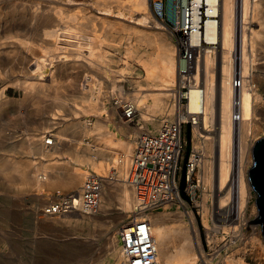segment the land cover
Listing matches in <instances>:
<instances>
[{"label": "bare ground", "instance_id": "6f19581e", "mask_svg": "<svg viewBox=\"0 0 264 264\" xmlns=\"http://www.w3.org/2000/svg\"><path fill=\"white\" fill-rule=\"evenodd\" d=\"M155 1L0 0V53L9 58L18 49L32 50L37 42L43 51L32 67L27 52L22 63L21 93L36 108L31 113L35 135L11 144L0 124V149L34 152L43 161L22 165L1 151L0 180L15 196L23 198L31 192L46 204L37 217L44 228L54 227L58 220L91 225L88 243L94 246V240L103 237L105 245L104 250L95 249L91 258L95 264H104L103 257L107 264H126L115 228L144 218L159 264H211L199 224L212 255L219 247L232 250L222 264H250L252 256L264 264L262 217L257 202L250 205L253 147L264 137V0H173L181 8L175 29L155 16ZM185 21L190 23L187 37L180 42L176 30ZM140 45L152 50H140ZM181 58L186 59L185 71L180 68ZM134 66L140 80L126 95L119 83L128 79ZM70 69L85 76L79 78L82 86L54 83L56 70L60 77ZM7 73L15 74L12 69ZM96 76L106 82L97 92ZM107 94L117 98L109 109L102 103ZM5 104L0 98V111ZM128 109L130 117H126ZM134 113L140 124L135 130L138 142L120 145L108 126L120 130L124 123L116 121L117 116L129 121ZM89 116L95 117L92 126L83 119ZM58 117L61 123L55 122ZM165 122L192 126L191 159L202 172L199 185L189 191L195 195V189L201 188L200 223L180 192L175 211H168V203L159 204L162 210L147 209L127 182L139 143L161 134ZM54 124L59 125L56 132L49 129ZM93 134L103 135L104 149L84 144V138ZM116 146L121 151L116 152ZM61 151L69 154V160L56 155ZM191 174L190 170V178ZM89 177L102 184L96 210L74 207ZM57 181L73 192L43 198L44 187L52 188ZM55 203H67L68 209L49 211Z\"/></svg>", "mask_w": 264, "mask_h": 264}, {"label": "rangeland", "instance_id": "374dc122", "mask_svg": "<svg viewBox=\"0 0 264 264\" xmlns=\"http://www.w3.org/2000/svg\"><path fill=\"white\" fill-rule=\"evenodd\" d=\"M87 3L88 1L86 4ZM72 6L74 7L75 5ZM64 7L69 8L70 6L66 5ZM1 30L2 26L0 25V31ZM139 48L140 50H146L149 52L152 50L150 46L145 45H140ZM26 52L30 55V58H28L29 62L27 63L32 67L35 63V59L40 56L43 51L40 49V43L37 42L32 50ZM26 52L18 49L12 53L9 58H7L4 53H0V98L6 101L4 108L0 111V124L2 125L3 136L8 139L9 142L11 141V144L20 142L23 139L35 135L33 127L36 123L32 119L31 113L33 115L36 108L30 105L23 98V94L21 93L23 92L21 82L25 79L22 65L24 64L23 57ZM118 53L119 52H117L116 55H119ZM180 61V68H184L183 59L181 58ZM11 69L14 70L15 74L13 76H7V72ZM128 73V79L119 83V85L124 86L123 92H126V95H130L134 92V82L139 81L141 76L138 74L136 66H134ZM54 74L57 78L54 83L57 85L61 84L62 86H82V81L79 82V78L82 79V77H85L83 74L81 76L80 72L76 69L66 70L60 77H58L59 71L56 70ZM192 75L194 74L191 70L189 76L191 77ZM95 79L98 84L94 85L96 86L94 90L97 92L101 90V86H106V82L102 81V79L97 76ZM74 80L80 84L75 83ZM116 101V97H109L107 94V97L103 99L102 103L107 109H109L111 106H114ZM83 119H88L91 126L95 123V117L93 116L85 117ZM138 119V113H134V116L129 119V125L140 127ZM55 122L61 123V118L58 117L55 119ZM58 127L59 125L54 124L49 129L52 132H56ZM184 134L186 145L184 160L182 162V170L180 172L181 183L182 180H184V187L180 190V194L183 200L187 203V209L192 210L196 214L198 223H200V201L202 197L201 188L197 187L195 189V199L191 200V192H189L187 182H185V162L192 152V126L190 124L184 125ZM95 135L96 134L88 136L87 138L85 137L84 144L91 147H98L97 144L99 141L96 140L97 138ZM51 138L52 137H50V139ZM137 142L138 140L136 143ZM1 151L4 153L6 158L20 161L22 165L30 162L33 164H39L43 161L42 157L38 156L34 152L30 154H20L18 152L11 151L8 147L1 148L0 152ZM56 155L62 156L65 161L69 160L70 157L67 152L62 153V151ZM201 172V167L197 166L192 174L194 185H199ZM44 188L47 195L43 198H47V200L52 199L57 195H64L73 192L71 189H66L63 185H61V183H58V181L52 188L48 186H45ZM257 197L258 195L256 191L252 189L250 205H252V203L256 204ZM20 205H22L21 208L19 207ZM45 206L46 204L43 205V202L31 192L23 196V198L15 196L14 190L8 186L7 183L4 184L0 180V214L5 216V218L3 217L4 220L0 219V264H95L92 262L91 258L95 257V249L104 250V238L97 237L94 240L96 244L94 246L90 245L88 242L90 241L91 236L86 233L91 231V225H80V222L76 223L72 221L67 223L65 220H58L53 222L55 223L54 227L49 229L44 228L41 222L38 221L37 217H41L42 213L38 211L43 210ZM176 207L177 203L174 202V204L167 206V209L168 211H175ZM156 209L162 210L161 208ZM60 218L62 219L64 217ZM109 219L110 217L106 220ZM120 226L121 224L118 225L115 230ZM199 228L202 239L206 245L207 254L211 255V264H222L223 261H226L231 255L232 250L230 248H221L218 250L220 248L219 247L215 250L217 253L214 252L215 255H212L213 251L210 250L206 243L205 230L201 224H199ZM259 228H263L262 223L259 224ZM94 234L96 235L98 232H95ZM66 235L67 237H70V240L64 238ZM76 235L80 236L76 237ZM103 260L104 264H107L109 261L106 257H103ZM249 263L259 264V261L256 257L252 256L250 257Z\"/></svg>", "mask_w": 264, "mask_h": 264}, {"label": "built area", "instance_id": "2783aa9c", "mask_svg": "<svg viewBox=\"0 0 264 264\" xmlns=\"http://www.w3.org/2000/svg\"><path fill=\"white\" fill-rule=\"evenodd\" d=\"M172 2L173 0H156L152 3L155 16L166 22L172 29H175L176 12L180 13L181 8ZM186 5L188 6L187 2ZM189 10L192 9H187L186 15L189 14ZM189 24L185 21L183 26L176 30V38L180 42L182 38L187 37L186 31L189 28ZM185 62L186 59L184 58V71L187 69ZM186 103L187 95L184 91L180 104L184 106ZM131 114V109H128L126 117H130ZM165 123L168 126H164V131L161 134L141 140L135 151L127 178V182L135 189L136 196L142 203L141 205L147 209L160 208L159 204L162 203L174 204L176 193L180 192V172L186 145L184 127L171 122ZM48 143L51 144L50 141ZM191 154L185 162V182H187L188 189L194 186L192 174L197 167L191 159ZM190 170L192 171L191 178L188 175ZM82 191L78 204L74 205V207L79 206L88 210L98 209L102 196L101 182L89 177ZM194 198L195 195L191 193L190 199L193 200ZM55 204L50 208L48 207L49 211L54 210L59 213L68 209L67 203ZM117 237L122 247L126 264H159L157 248L151 235L147 218L143 220L131 219L127 224H122L117 229Z\"/></svg>", "mask_w": 264, "mask_h": 264}, {"label": "water", "instance_id": "95a60500", "mask_svg": "<svg viewBox=\"0 0 264 264\" xmlns=\"http://www.w3.org/2000/svg\"><path fill=\"white\" fill-rule=\"evenodd\" d=\"M253 155L254 166L250 169V180L258 195L256 202L262 217L264 235V138L254 144Z\"/></svg>", "mask_w": 264, "mask_h": 264}, {"label": "crops", "instance_id": "0c3cea01", "mask_svg": "<svg viewBox=\"0 0 264 264\" xmlns=\"http://www.w3.org/2000/svg\"><path fill=\"white\" fill-rule=\"evenodd\" d=\"M117 120L116 121H121L122 123H124L123 126H121L120 130L113 126L112 124L108 126V129L110 132L114 133L116 136L117 139H119L120 141V145L121 144H124V143H127V142H132L133 144H136V141L138 140V136L139 134H135V130H137L138 128L140 127H137V126H130L129 125V121H126L124 120L123 117L121 116H117ZM95 137L97 138L96 140H98V147L101 148V149H104V137L102 134H96ZM87 138V137H86ZM86 140V139H85ZM86 145V144H85ZM96 147V146H95ZM117 150L116 152H119L118 150L119 149V146H116ZM121 151V150H120ZM60 157V156H59Z\"/></svg>", "mask_w": 264, "mask_h": 264}, {"label": "trees", "instance_id": "16d2710c", "mask_svg": "<svg viewBox=\"0 0 264 264\" xmlns=\"http://www.w3.org/2000/svg\"><path fill=\"white\" fill-rule=\"evenodd\" d=\"M184 187V180H182V183L180 185V190Z\"/></svg>", "mask_w": 264, "mask_h": 264}]
</instances>
